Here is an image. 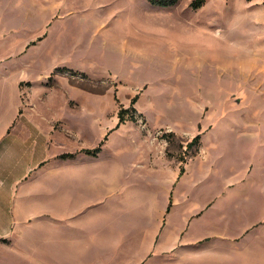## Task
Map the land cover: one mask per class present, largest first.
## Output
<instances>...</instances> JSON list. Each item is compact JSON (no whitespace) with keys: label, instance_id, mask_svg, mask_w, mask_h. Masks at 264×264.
<instances>
[{"label":"rangeland","instance_id":"374dc122","mask_svg":"<svg viewBox=\"0 0 264 264\" xmlns=\"http://www.w3.org/2000/svg\"><path fill=\"white\" fill-rule=\"evenodd\" d=\"M190 2L0 0L4 113L20 85L24 121L52 126L50 151L94 159L82 173L97 207L152 195L174 205V226L193 215L182 240L220 233L179 264H264V0ZM120 108L133 120L117 125ZM30 246L16 239L0 264H59Z\"/></svg>","mask_w":264,"mask_h":264},{"label":"crops","instance_id":"0c3cea01","mask_svg":"<svg viewBox=\"0 0 264 264\" xmlns=\"http://www.w3.org/2000/svg\"><path fill=\"white\" fill-rule=\"evenodd\" d=\"M2 86L0 82V251L22 239L31 246L43 245L48 263L179 264L195 258L190 246L219 238L218 231L208 228L201 236L182 240L179 235L186 234L193 215L183 213L174 226V205L157 208L152 195L148 206L97 207L93 198L98 199V185L84 180L82 173V162L94 159L78 151L63 157L66 152L58 153L59 146L50 151L52 126L24 121L20 85L14 88L15 107L4 113ZM161 149L164 157L177 158ZM118 180L113 175L109 181L115 185ZM172 180L166 178V190ZM84 188L92 195L84 196ZM115 189L108 191L106 185L104 192L111 196ZM30 250L35 252L34 247Z\"/></svg>","mask_w":264,"mask_h":264},{"label":"trees","instance_id":"16d2710c","mask_svg":"<svg viewBox=\"0 0 264 264\" xmlns=\"http://www.w3.org/2000/svg\"><path fill=\"white\" fill-rule=\"evenodd\" d=\"M148 2L149 5L151 6H157V7H166V6H171L176 4L179 0H146ZM250 1V0H248ZM204 0H191V2L189 3V6H191L192 8H198L199 6H201L203 4ZM135 97H133V99L131 100V103H133L135 101ZM126 111V109L124 108H120L118 110L117 113V117H118V121H117V125L121 122H123L126 119H131L133 120V117L131 116H125L123 113ZM199 141V136H194L189 142L186 143V148H192L193 146H195L197 144V142ZM102 144V141L99 142V144L93 148V149H84L81 150V152L85 153V154H92V155H96V153L100 150V146ZM61 156L65 157V156H71L70 153H64ZM179 160H183L182 157L178 158ZM169 208H167L168 210Z\"/></svg>","mask_w":264,"mask_h":264}]
</instances>
